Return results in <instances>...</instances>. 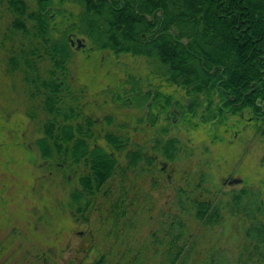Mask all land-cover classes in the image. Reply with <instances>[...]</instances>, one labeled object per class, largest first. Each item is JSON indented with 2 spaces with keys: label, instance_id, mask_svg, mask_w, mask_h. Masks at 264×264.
<instances>
[{
  "label": "trees",
  "instance_id": "16d2710c",
  "mask_svg": "<svg viewBox=\"0 0 264 264\" xmlns=\"http://www.w3.org/2000/svg\"><path fill=\"white\" fill-rule=\"evenodd\" d=\"M0 4L12 16L7 27L11 36L28 38L25 44L20 41L18 53L13 52L11 69L18 68L23 81L31 85V97L38 98L41 109L49 113L36 139L40 156L45 165L58 167L61 172L64 165L76 176L78 188L73 189L69 201L74 217L94 209L93 198H104L109 193L107 182L124 174L126 168L154 171L161 168L155 154L172 161L185 146L179 139L170 138L161 146L155 140L147 148L135 143L128 149L124 124L101 127V122L85 111L84 104L74 103L78 97L67 66L72 54L68 34L81 36L85 50L100 52L103 58L106 51L114 58L154 59L157 70L149 66L148 77L164 74L166 81L176 84L181 92V122L187 128L216 125L215 130L226 133L232 127V117L240 116L243 110L250 121L241 120L252 123L264 135V0H36L33 7L28 0H0ZM42 64L48 65V75L42 76ZM140 80L125 76L117 90L114 85L110 90L112 100L129 105V93L141 90ZM225 93L234 98L232 103ZM149 109L152 113V107ZM192 118L198 121L194 123ZM113 121L111 115L102 120L106 125ZM118 152L123 153L124 164H119ZM190 175L183 176L175 189L181 215L173 216L172 224L178 233L167 242L160 264H186L192 259L195 243L186 247L190 238L182 237V215L190 216L201 227H212L222 223L224 211L241 223L245 254L238 255L236 264H264L262 194L244 185L224 198L218 190L205 186L203 175L196 181ZM127 214V206L115 205L102 216L101 223L108 225L111 217L107 232L118 237L125 228L120 221ZM154 243L163 244L160 239ZM196 253L204 255L198 250ZM144 257L136 255L123 264H144ZM198 260L197 256L191 261L200 263ZM203 262L212 264L213 259ZM106 263L101 255L92 264Z\"/></svg>",
  "mask_w": 264,
  "mask_h": 264
},
{
  "label": "rangeland",
  "instance_id": "374dc122",
  "mask_svg": "<svg viewBox=\"0 0 264 264\" xmlns=\"http://www.w3.org/2000/svg\"><path fill=\"white\" fill-rule=\"evenodd\" d=\"M28 1L31 7L36 3ZM10 20L11 14L0 4V264H92L101 255L107 259L106 264H123L136 255L145 256L147 264H160L167 242L178 233L172 222L173 216L181 214L174 196L186 174L195 181L203 175L205 186L218 190L224 198L247 185L264 199V135L252 123L243 121L235 137L231 130H215L216 125L209 129L205 124L187 128L179 119L173 132L185 150L169 161L166 171L158 168L144 172L128 167L124 174L107 182L109 193L104 198H93L94 209L83 212V217L79 213L72 216L69 201L76 176L71 173V184H67L66 173L45 165L40 156L36 139L49 113L41 109L38 98L31 97V85L23 81L18 68L11 69L15 63L11 59L13 52L18 53L20 41L25 44L28 38L21 39L20 34L12 37L7 28ZM71 48L67 66L78 97L73 102L84 104L85 111L92 113L101 127L124 124L128 149H133L135 143L151 146L156 128H147L142 121L145 108L115 103L110 90L115 81L120 83L128 75H137L144 87L149 66L157 70L155 60L128 55L114 58L106 51L103 58L100 52ZM39 67L42 76L48 75L47 64ZM177 92L180 96L181 92ZM107 115L113 116L110 125L102 122ZM213 134L220 139L211 138ZM98 143L103 141L99 139ZM117 155L119 164H124L123 153ZM166 174L171 177L168 179ZM229 177L241 182H227ZM115 205L127 206L128 212L120 221L125 228L118 237L107 232L111 217L108 225L101 223L102 216H107ZM181 217L182 237L190 238L186 247L194 242L195 252L190 255L192 259L198 256L200 261L188 259L186 264H208L203 260L209 262L211 258L212 264L224 260L226 264H236L238 255L245 254L241 223L226 211L222 223L212 227H201L188 215ZM155 239L163 244L154 243ZM197 250L204 255H197Z\"/></svg>",
  "mask_w": 264,
  "mask_h": 264
},
{
  "label": "flooded vegetation",
  "instance_id": "af4514ba",
  "mask_svg": "<svg viewBox=\"0 0 264 264\" xmlns=\"http://www.w3.org/2000/svg\"><path fill=\"white\" fill-rule=\"evenodd\" d=\"M70 45L71 46H77V39H79L78 36H75L74 34H68L67 36ZM84 41V40H83ZM80 49H85V46L81 47ZM131 76V75H130ZM137 75H135V78H139L136 77ZM148 79H144L143 82H145V86L142 87L141 86V90H134L133 92L129 93V105L130 107L134 106L133 108H140V107H144L145 108V114L144 117L142 118V121L145 123V125L147 126V128H152L155 129L156 128V136L154 138V141L156 140L160 146L162 144H165V142H167L170 138H174L176 140H178L177 136L174 134V127H176L177 125H179V119H181V105L182 102L179 99L178 96V87L176 86V84H170V82L166 81L165 79V75L161 74L156 76L155 79L149 78ZM151 79V80H150ZM122 81V80H121ZM141 81V80H140ZM121 83V82H120ZM142 83V82H141ZM113 85L115 86L116 90L117 87L119 86L118 82H114ZM125 87L129 88L130 86L125 85ZM123 87V88H125ZM119 88V87H118ZM118 92H120V89H118ZM137 96H135V94H138ZM134 95V96H133ZM225 97L227 98V101H229L230 103H232V101L234 100L233 97H230L228 94H224ZM139 96V97H138ZM256 103H258V101H256ZM236 106V104H235ZM150 107H152L151 111L152 113L149 111ZM247 114L249 115V112L247 111ZM240 116H235L232 117V127H231V131L233 132V136L237 137L238 135V129L237 127L241 125H243V120L241 119H245L247 121L249 120V117L245 116V113L243 110H240L239 112ZM240 118V119H239ZM140 120V119H139ZM139 120H136L139 121ZM154 121V123H153ZM164 121H170L168 124L169 125H164L163 122ZM211 127V126H209ZM179 129V128H177ZM225 133V132H223ZM173 139V140H174ZM153 141V143H154ZM144 147H148L147 144L143 145ZM149 150V148H148ZM147 149L145 150V156H148V151ZM154 159L156 161V163L160 164V170L161 171H166L168 169V160H165L164 157H162V155L159 154H155L154 155ZM165 160V161H164ZM62 168H64V172L66 173V181L67 184H71V180L70 179V175L71 172H68V169L62 165ZM167 178L169 179L171 177L170 174H166ZM232 177H229L228 179H226L227 182H231ZM77 187V181L74 184V188Z\"/></svg>",
  "mask_w": 264,
  "mask_h": 264
},
{
  "label": "water",
  "instance_id": "95a60500",
  "mask_svg": "<svg viewBox=\"0 0 264 264\" xmlns=\"http://www.w3.org/2000/svg\"><path fill=\"white\" fill-rule=\"evenodd\" d=\"M76 42H77V46H76L77 49H80L81 47L85 46L83 39H77ZM231 182L239 183L241 182V179H234Z\"/></svg>",
  "mask_w": 264,
  "mask_h": 264
}]
</instances>
